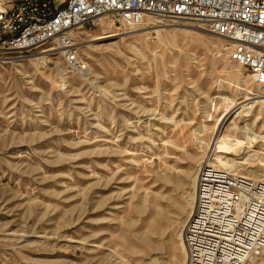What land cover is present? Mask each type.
<instances>
[{"label": "rangeland", "instance_id": "374dc122", "mask_svg": "<svg viewBox=\"0 0 264 264\" xmlns=\"http://www.w3.org/2000/svg\"><path fill=\"white\" fill-rule=\"evenodd\" d=\"M199 26L105 16L84 70L55 40L0 61V264H188L200 168L264 178V102L237 108L264 87Z\"/></svg>", "mask_w": 264, "mask_h": 264}, {"label": "built area", "instance_id": "2783aa9c", "mask_svg": "<svg viewBox=\"0 0 264 264\" xmlns=\"http://www.w3.org/2000/svg\"><path fill=\"white\" fill-rule=\"evenodd\" d=\"M105 16L119 26L194 21L264 87V0H0V61L55 40L66 65L84 70L76 35ZM183 236L188 264H264V181L204 164Z\"/></svg>", "mask_w": 264, "mask_h": 264}, {"label": "bare ground", "instance_id": "6f19581e", "mask_svg": "<svg viewBox=\"0 0 264 264\" xmlns=\"http://www.w3.org/2000/svg\"><path fill=\"white\" fill-rule=\"evenodd\" d=\"M201 29V28H200ZM106 36H99V37H97V39H102V38H105ZM48 51V50H47ZM50 51V50H49ZM262 98H252V100H250V101H248V102H244V103H242V104H239V106H237V108H240L241 107V110H240V113L242 114V116L245 118V117H250L251 116V114H252V111H253V108H254V103H256V102H258V101H262V102H264V96H261ZM241 103V102H240ZM228 111H226V113H225V115H224V117H226V116H228ZM236 113H238V112H236ZM223 117V118H224ZM222 125V124H221ZM220 125V126H221ZM217 127H219V126H217ZM223 127H224V125H223ZM222 127V128H223ZM221 128V127H220ZM243 129L242 130H244L245 132H247L248 133V135L246 136V140H251L253 137H256L257 136V134H256V132L254 131V129H253V127H249V126H246V127H242ZM219 132V131H218ZM221 136H223V132H220V134H219V137H221ZM263 138H264V136H262ZM226 140V139H225ZM228 144V143H227ZM220 145H221V148L223 149L224 147H225V142H222V143H220ZM209 162V161H208ZM211 162H212V160H211ZM211 162H209L208 164H211V165H213V166H215L216 164L215 163H211ZM225 161H223V163H224ZM226 165V167H229V165H227V164H225ZM215 167H217V168H219V169H221L220 168V166L218 167V166H215ZM228 169H230V168H228ZM200 171H201V168H200ZM232 173H235V174H239L238 172H232ZM199 175H200V173H199ZM243 175V174H242ZM244 176H247V175H244ZM247 177H249V176H247ZM255 179V178H254ZM256 180H263L264 181V178H262V179H257L256 178ZM198 181H199V176H198V180H197V184H196V193H194V199H195V208H196V198H197V189H198ZM195 210V209H194ZM182 242H183V245L185 246V248H186V254H187V256L186 257H188L189 258V254H190V251H189V248H188V246H187V243H186V241H185V239H184V236H183V233H182ZM185 254V255H186ZM184 264H186V263H184Z\"/></svg>", "mask_w": 264, "mask_h": 264}]
</instances>
